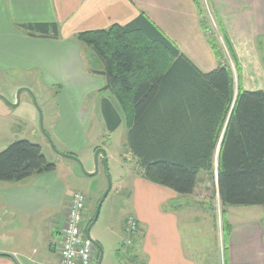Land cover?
I'll use <instances>...</instances> for the list:
<instances>
[{"label":"crops","instance_id":"0c3cea01","mask_svg":"<svg viewBox=\"0 0 264 264\" xmlns=\"http://www.w3.org/2000/svg\"><path fill=\"white\" fill-rule=\"evenodd\" d=\"M208 1L236 52L241 87L264 90V0ZM139 13H144L201 72L220 64L193 0H0V73L19 70L26 74L39 68L44 86L61 85L62 131L61 136L56 135L61 146L75 155L93 151L102 141L96 138L98 134L94 139L88 136L93 112L86 106V96L99 92L113 101L102 89L104 76L93 73L102 70L101 63L75 35L124 25ZM38 22L56 23L58 38L31 36L19 26ZM101 124L105 134L102 117ZM123 126L121 123L114 132ZM124 129L117 140L120 143H116L124 170L123 176L118 174L117 190L121 206H127L128 211L119 221L123 228L124 218L132 215L139 228L132 238L129 264L137 258V264H214L203 250L208 248L212 231L216 242L220 235V253L227 264H264V230L259 226L238 230L240 227L230 221L231 206L226 208L231 229L224 250L221 221L213 207H220V199L215 184L211 188L206 184L204 192L199 191L203 171L190 195L148 181L126 144ZM111 141L101 145L108 162ZM213 178L215 182V175ZM73 193H66L57 168L19 181H0V264H59V226Z\"/></svg>","mask_w":264,"mask_h":264},{"label":"trees","instance_id":"16d2710c","mask_svg":"<svg viewBox=\"0 0 264 264\" xmlns=\"http://www.w3.org/2000/svg\"><path fill=\"white\" fill-rule=\"evenodd\" d=\"M193 2L206 32L208 23L199 0ZM206 3L225 45L223 50L217 38L206 33L220 61L207 73L144 13L124 25L79 32L75 38L102 64V70L93 73L104 76L102 89L116 102L107 97L100 100L105 134L93 151L123 123L126 144L148 181L190 195L201 171L215 175L225 244L231 229L226 208L264 205V90L241 87V66L234 47ZM19 26L31 36L59 35L54 22ZM224 51L232 65L224 61ZM55 169L40 145L26 139L11 142L0 152V181H19ZM92 217L87 218L84 231Z\"/></svg>","mask_w":264,"mask_h":264},{"label":"rangeland","instance_id":"374dc122","mask_svg":"<svg viewBox=\"0 0 264 264\" xmlns=\"http://www.w3.org/2000/svg\"><path fill=\"white\" fill-rule=\"evenodd\" d=\"M199 3L203 11V17L208 23V31L206 33L213 34L224 50L223 39L211 16L206 0H199ZM85 51L82 53L84 54ZM224 54L226 56L224 61H229L231 64V59L227 52ZM87 59L91 62L90 56ZM41 73L39 68H33L26 74L19 70H8L5 73H0V95L2 96L0 98V152L15 140L26 139L33 143H39L46 159L55 163L66 193L71 194L74 191H82L86 195V214L87 218H91L95 210L96 200L101 197L107 188L104 169L100 164L97 174L91 176L84 174V171L91 172L89 169L92 168V171L94 169V151L91 149L79 152L76 155L82 164V169L75 160L59 154V152L65 151L57 140V135L61 136L62 131L60 129L62 122L60 121L61 103L59 97L62 95L64 89L59 84H52L48 87L44 86L41 81L43 73ZM20 89L22 90L19 94V102L16 106H12L13 103L17 102L16 95ZM101 98L102 96L99 92H92V94L86 96L85 100L87 108L91 106L90 110L93 112L90 129L88 130V136L92 139L97 134L96 138H102V124L100 125ZM124 127L125 125L120 127L116 132L110 133L109 139L105 140L106 143L112 140L107 145V151L110 155L108 174L111 178L112 186L101 205L97 220L90 229L91 238L102 247V261L100 264H129L127 256L132 250V238L139 232L138 228L135 233L127 234L121 226V221H119V217L124 216L128 211L127 206H121L123 203H121L122 199L117 190L118 174L122 173L121 175L123 176L124 170L122 169L121 151L116 146V143L117 145L120 143L117 140L123 136ZM50 141H52L53 146ZM201 178L203 184L199 186L200 192H204L203 187L206 184L208 188L213 186L214 178L212 173L203 172ZM210 202L215 204V201L211 200ZM215 205L213 206L215 207L214 213L221 221V206ZM229 212L230 221L236 227H240L238 230L250 229V226L251 228L259 226L261 230H264V205L231 206ZM216 238L217 242L214 231H212L209 234L208 242L210 243L208 248L203 247L204 254L214 264H227L225 255H221L220 253V235L218 234ZM128 240H130V243ZM221 240L223 242L222 238ZM208 242H204L203 244H208ZM188 245L190 247L194 246L193 244L191 246L189 243ZM222 246L225 250L226 245L223 243ZM97 254L98 251L96 249V257ZM192 255L196 257L195 252ZM137 263L138 258L130 262V264ZM92 264H96V260Z\"/></svg>","mask_w":264,"mask_h":264},{"label":"built area","instance_id":"2783aa9c","mask_svg":"<svg viewBox=\"0 0 264 264\" xmlns=\"http://www.w3.org/2000/svg\"><path fill=\"white\" fill-rule=\"evenodd\" d=\"M86 203L87 198L82 191H75L68 199L64 218L59 226V264H92L96 260V247L84 231ZM123 228L127 234L138 230L132 215L124 218Z\"/></svg>","mask_w":264,"mask_h":264},{"label":"water","instance_id":"95a60500","mask_svg":"<svg viewBox=\"0 0 264 264\" xmlns=\"http://www.w3.org/2000/svg\"><path fill=\"white\" fill-rule=\"evenodd\" d=\"M22 89L18 90L17 91V102L14 104H12V106H16L18 104V100H19V94L21 92ZM0 98H2V96L0 95ZM47 135V134H46ZM47 137L49 138V136L47 135ZM50 139V138H49ZM52 146H53V143L52 141H50ZM60 155L62 156H65V157H68V158H71L73 160H75L79 166L81 167L82 169V164L80 162V160L77 158L76 155L74 154H70V153H65V152H59ZM102 165L103 169H104V172H105V175H106V179H107V188L105 189V191L103 192V194L101 195V197L99 198L96 206H95V210H94V213H93V217L90 221V223L88 224L86 230H85V233H86V236L91 238L90 236V229L92 227V225L95 223V221L97 220L98 218V215H99V212H100V208H101V205L104 201V199L106 198L108 192L110 191L111 189V186H112V181H111V178L108 174V160H107V155H106V151L104 150L103 147H98L94 150V169L93 171L91 172H86L84 171V174L85 175H88V176H91V175H95L97 174L98 172V168H99V165ZM92 239V238H91ZM93 243H94V246L96 247L97 251H98V257H97V260H96V264H100L101 261H102V247L100 246V244L93 240Z\"/></svg>","mask_w":264,"mask_h":264}]
</instances>
